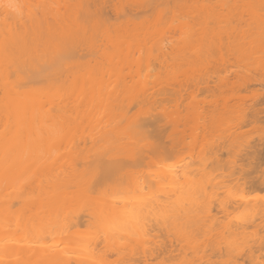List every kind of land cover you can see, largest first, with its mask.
Listing matches in <instances>:
<instances>
[{
  "label": "bare ground",
  "instance_id": "1",
  "mask_svg": "<svg viewBox=\"0 0 264 264\" xmlns=\"http://www.w3.org/2000/svg\"><path fill=\"white\" fill-rule=\"evenodd\" d=\"M203 63L264 72V0H0V264L263 259L264 199L238 203L248 221L210 205L232 132L177 164L155 130L171 138L177 99L221 76ZM243 74L233 91L259 82Z\"/></svg>",
  "mask_w": 264,
  "mask_h": 264
},
{
  "label": "rangeland",
  "instance_id": "2",
  "mask_svg": "<svg viewBox=\"0 0 264 264\" xmlns=\"http://www.w3.org/2000/svg\"><path fill=\"white\" fill-rule=\"evenodd\" d=\"M217 55L216 57L218 58L219 56ZM219 55H221V57L222 56L225 57L228 54H224L222 52ZM230 57L231 55L229 56V58ZM232 58L234 57L232 56L230 59ZM214 60H212V63L214 64L213 66L215 67L225 66V65L217 64L216 63L217 60L215 61ZM236 61L237 60L233 59V62L235 63L233 62L232 63L238 66V64H236ZM207 62L205 63L207 64ZM232 63H229L230 68L232 67L231 69H227L229 68V65L228 66L226 65L227 66V68H225L227 69L226 71H224L225 69L224 68L222 69V67L218 68V69H221L220 71L222 72L218 71V69L215 67L214 69L213 68L210 69L211 67L209 68L207 67L206 69V67L204 66H208V65H204L203 63V67H204L203 72L208 69L217 70L218 72H220L221 76L219 75L220 77L218 76L214 77V75L212 74L215 72L211 73L210 71L211 76L213 77L212 79L210 78V82L208 81L207 83L209 85H207L205 89H203L204 86H202L201 88V85L200 86L198 85L200 88H195L194 86V89H193V85H192V87H190V89H193L192 92L186 91V93L183 96L177 99L176 103L174 101L175 104L172 103L174 105L172 107V110L174 108V111H175L173 116L175 117V113H176V117H177L176 123L177 124H176V128L171 138H170V135H171L170 130L172 128H169V124L167 122L165 124V120L163 118H162L163 119L162 121L160 120L161 121L160 125L159 126L157 125L158 127H155V130L159 129V130H162L161 131L162 133H164L162 134L163 135L162 140L160 137V141H162L163 144L165 143L166 144L165 146L167 148L171 143L170 139L172 138L174 139V144L176 145L178 152L175 153V156L177 155V157L174 156L171 159L174 158L173 161L177 164L191 161L192 158L196 156L198 159L197 158L196 159L194 158V159L199 160L198 153L201 150V148L204 145L206 148L207 145L211 144V142L213 141H218L217 142L218 144L219 143L223 144L224 141L226 140L225 142L227 144L229 145L231 144L230 148H226V147H229V145H227L225 148H223L224 146L221 145L223 149L217 148L218 155L216 154V158L219 159V164L217 162L218 164L217 167H215L213 164H215L216 160L218 159L215 160V158H213L214 160H212V158L210 157L212 160L210 163L213 162L212 165L215 168H217L216 171L213 170L214 168L209 169L211 168V166L208 168L207 166L209 163L208 164L205 163L207 165V166L205 165V168L207 167V170L216 172V180L214 179L216 182V185L214 184L215 182L213 183L215 185V187H213V190L216 191V194H214L212 196L213 198L210 199V201H212V203L210 202V205L213 204L212 211L213 212L215 211L217 213L216 214L214 212L213 214L218 215L217 217L219 218V220H221V222L224 221L223 223H227V221L229 222L230 219L235 218V216L238 215L239 212H241V214L240 216H238V218L242 216L243 214L242 211L243 210L245 211V208L243 205L241 206V208L242 207L244 208V209L242 208L243 210H241L240 207L238 208V203L242 204L241 202L245 201L246 199H251V200L254 198L264 199V186L258 184L259 179L264 177V75L262 76L264 72L263 73L261 72L262 74H260V72L255 69L250 70L251 68H248L247 70L246 69L247 67H246L245 68L246 70H245L243 69L244 68L243 66L235 67V65L233 67ZM196 66L198 67L199 65H196ZM196 66H194V68H196ZM203 67L201 68L203 69ZM194 70L190 74L194 73L195 74L194 76L201 75L202 70L200 71L199 69L198 72L196 71V73ZM242 72L244 73L243 75L245 76L247 73H249L250 76H253L251 77L252 79L257 78V80H259V82H261L262 84L258 82L256 83V85H254L253 84L254 82H252V85H251L248 79L247 80L244 79V76H243V79L246 81V83L248 81V84L250 83L251 87H248L249 88V89L247 88L248 90L240 89V91H236L234 89L233 91V89L230 86L232 83H235L240 77H242L241 75ZM207 74H208V71H207ZM240 80L241 79H239L238 81ZM253 81H256V79H254ZM201 84L203 85V83ZM205 84L206 83H204V85ZM208 86L210 87L207 89ZM236 87L235 88L237 90L239 87L241 88L240 82H239V85ZM171 105L169 104V106ZM159 118L161 119L160 116ZM220 132L223 134L225 133V137L227 135L226 133L228 132H232V133H228V136L225 139L224 135L223 137H221L222 134ZM230 134L233 136H231ZM234 135H236V137L238 138L237 141H240L239 143L241 144L239 145L242 146L241 149L239 148L241 151L238 153L235 150H238L239 146L238 147L236 146L237 148L235 147L236 148L235 150L234 148H231V147H234L235 145H238L237 141H236V144H235V141L232 142L233 140L237 139L236 137H235L236 139L232 138L234 137ZM221 138H224L225 140L223 141L222 139L223 141L222 142L220 140ZM207 142L208 143L210 142V143L207 144ZM232 143H234L235 145ZM204 150L205 149L203 148L202 152L206 154L205 151L207 150L205 151ZM257 150H262L263 154L260 156V159L255 160L251 164V162H249L251 159L250 156L254 151H257ZM211 155H214V154H211ZM205 158H207V156ZM210 158H209V161H210ZM206 160H208V158ZM195 165H198V164L195 163ZM213 174L215 175V173ZM214 175L212 176L214 177ZM249 179L255 180L256 184L254 186H251L250 183H245V181ZM257 202H260V201H257ZM236 203L237 205H235ZM247 203H248V200H247ZM251 203L254 204V202L252 201ZM220 205L221 206L227 205L226 211L231 210V212H229L230 214H228V212L225 213L224 211H222ZM235 206L237 207V209H235L236 208ZM249 212L250 211H248V213ZM244 215L242 216V221L243 219L244 220L246 219V218H243L245 216L249 219L250 215L249 217L247 215L245 216ZM262 218L259 217L258 222L260 221V219L264 221V217ZM248 219L246 220L248 221ZM262 220L260 221L262 225L260 226V228H259L260 223L257 224L258 225L257 229L259 230L257 231L258 234L256 233L257 234L256 236L263 235V238H264V223L262 224ZM234 221L235 223H237L235 219ZM254 227H251L253 229L251 228L249 229L253 231ZM255 230H256V227H255ZM249 232L250 231L248 230V233ZM253 233L250 234L252 239L256 237L255 234ZM252 239L251 241H253ZM262 255H264V249H263ZM261 259H262L261 257L257 258L255 262L253 261L254 262L253 264H263L262 262H264V258L262 259L263 260L262 262H261ZM245 264H247V262H245Z\"/></svg>",
  "mask_w": 264,
  "mask_h": 264
},
{
  "label": "snow or ice",
  "instance_id": "3",
  "mask_svg": "<svg viewBox=\"0 0 264 264\" xmlns=\"http://www.w3.org/2000/svg\"><path fill=\"white\" fill-rule=\"evenodd\" d=\"M8 7H14V5L9 4Z\"/></svg>",
  "mask_w": 264,
  "mask_h": 264
}]
</instances>
